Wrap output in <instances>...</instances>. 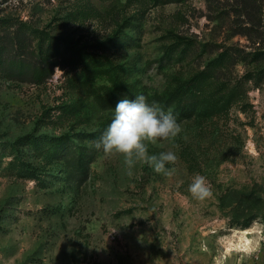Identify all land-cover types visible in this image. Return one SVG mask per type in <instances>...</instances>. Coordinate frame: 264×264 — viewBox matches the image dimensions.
<instances>
[{
	"label": "rangeland",
	"instance_id": "1",
	"mask_svg": "<svg viewBox=\"0 0 264 264\" xmlns=\"http://www.w3.org/2000/svg\"><path fill=\"white\" fill-rule=\"evenodd\" d=\"M87 3L102 17L69 16ZM236 7V0H0V44L26 21L48 28L68 55L112 60L150 95L202 72L212 73L213 92L242 86L228 117L204 125L177 119L182 132L174 140L148 145L150 155L177 154L172 175L143 162L128 175L122 156L93 147L108 111L81 82L82 65L57 68L45 85L0 74V264H264V61H230L214 75L209 67L226 50L256 52V32L264 46V19L248 38L242 34L251 24ZM30 135H70L78 150L93 147L89 181L72 191L57 164L42 182L18 176L16 159L41 163L30 146H14ZM185 148L195 171L181 155ZM196 174L206 177L211 198H191Z\"/></svg>",
	"mask_w": 264,
	"mask_h": 264
},
{
	"label": "trees",
	"instance_id": "2",
	"mask_svg": "<svg viewBox=\"0 0 264 264\" xmlns=\"http://www.w3.org/2000/svg\"><path fill=\"white\" fill-rule=\"evenodd\" d=\"M91 1V0H89ZM127 4H145L149 0H126ZM182 2L184 0H176ZM88 2V1H87ZM238 3L239 17H245L251 24L250 29L242 34L252 38L254 29L262 26L264 19V0H236ZM88 20L90 18L102 17V13L95 6L87 3L82 9H77L69 16ZM8 27L9 19H2ZM13 36L8 34L6 43L0 44V74L15 83H30L45 85L54 75L56 69L64 70L67 67L77 68L83 66L84 73L81 76L83 85L90 88L97 104L108 114L100 122V129L92 135V141H96L106 130L113 118V110L121 99H135V95H144L147 102L159 105L165 112L171 111L178 120H193L195 123L204 125L213 119H223L229 116L232 107L241 98V87L233 82L226 84L219 91L213 92L208 87L212 80L211 75L202 72L189 80H177L175 87L163 94L150 95L147 91H140L135 83H130L124 76L120 65L104 57L88 54L85 57L81 54L71 52L70 55L63 49L61 43L48 28L33 27L26 21H19ZM128 23L122 26L126 27ZM123 30V29H122ZM122 32V31H118ZM260 44L254 53H244L233 49L226 50L213 60L209 66L213 69V75L231 66L230 61H264V46L259 42L258 32L255 33ZM253 40V39H252ZM262 41V40H261ZM100 42L97 47L105 50L107 43ZM175 47L171 53H177ZM85 60V61H84ZM82 62H85L82 64ZM252 78V77H251ZM260 78V77H259ZM75 81L74 77L70 79ZM106 83L100 85L99 82ZM248 81L251 79L248 78ZM256 80L258 85L261 79ZM79 136V135H78ZM70 135L61 137L36 138L34 135L20 137L14 146L17 151L22 152L27 146L35 152L41 163L18 158L13 166L18 169V176L24 179L42 182L43 176L47 173L50 165L61 166V174L64 175L66 183L72 191H78L90 179L91 164L94 156L91 155L93 147H74ZM95 150V149H94ZM98 151V149H96ZM189 170L195 171L197 160L190 149L185 148L181 153ZM250 224L246 225L248 228Z\"/></svg>",
	"mask_w": 264,
	"mask_h": 264
},
{
	"label": "clouds",
	"instance_id": "3",
	"mask_svg": "<svg viewBox=\"0 0 264 264\" xmlns=\"http://www.w3.org/2000/svg\"><path fill=\"white\" fill-rule=\"evenodd\" d=\"M113 118L106 130L93 146L106 156L123 157L127 174L132 175L136 163L143 162L158 174L172 175L170 165H175L179 157L173 151L149 154L148 145L158 140H174L182 128L169 110L165 112L159 105L149 104L144 95L135 99H121L113 110ZM191 198L204 201L213 196L211 185L205 176L194 175L188 186Z\"/></svg>",
	"mask_w": 264,
	"mask_h": 264
}]
</instances>
